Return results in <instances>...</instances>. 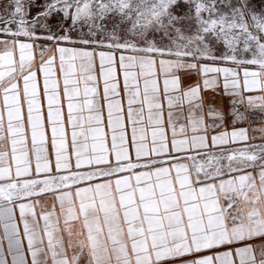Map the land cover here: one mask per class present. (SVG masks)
Instances as JSON below:
<instances>
[{
	"label": "snow or ice",
	"instance_id": "obj_1",
	"mask_svg": "<svg viewBox=\"0 0 264 264\" xmlns=\"http://www.w3.org/2000/svg\"><path fill=\"white\" fill-rule=\"evenodd\" d=\"M0 264H264V0H0Z\"/></svg>",
	"mask_w": 264,
	"mask_h": 264
}]
</instances>
